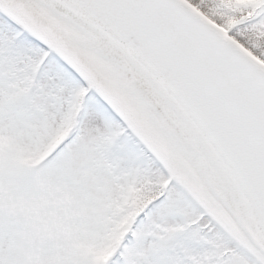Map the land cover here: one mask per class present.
<instances>
[{
	"label": "snow or ice",
	"instance_id": "obj_1",
	"mask_svg": "<svg viewBox=\"0 0 264 264\" xmlns=\"http://www.w3.org/2000/svg\"><path fill=\"white\" fill-rule=\"evenodd\" d=\"M0 264H264V0H0Z\"/></svg>",
	"mask_w": 264,
	"mask_h": 264
}]
</instances>
